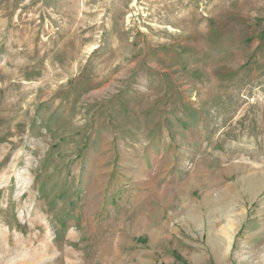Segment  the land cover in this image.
I'll return each mask as SVG.
<instances>
[{
	"label": "rangeland",
	"instance_id": "1",
	"mask_svg": "<svg viewBox=\"0 0 264 264\" xmlns=\"http://www.w3.org/2000/svg\"><path fill=\"white\" fill-rule=\"evenodd\" d=\"M0 264H264V0H0Z\"/></svg>",
	"mask_w": 264,
	"mask_h": 264
},
{
	"label": "crops",
	"instance_id": "2",
	"mask_svg": "<svg viewBox=\"0 0 264 264\" xmlns=\"http://www.w3.org/2000/svg\"><path fill=\"white\" fill-rule=\"evenodd\" d=\"M149 175L150 176L147 177L146 179L143 178L141 180V184L143 186L141 189V192L143 194L147 193L148 195H151L154 192H159L160 188L164 191L165 190V184L162 185L161 182L158 181L159 185H162V186L156 185L155 174L149 173ZM237 181H235L233 184H230V185L226 184L225 189H221L217 193H214L213 192L214 190L211 188V186L213 185L212 179L206 178L202 184L203 185L206 184L207 187L203 188L201 196L199 197V199H197L201 202L200 203L201 205L198 203L197 204L198 208H193V205L196 203L194 202L193 204H191V202H189L187 205V210H188V208H192L193 210L196 209L198 212L204 213V216L206 218L209 216V219H211L213 217V213H211L213 205L216 206V205H219L221 203H224L227 207L230 206L237 213L240 211L246 210V201H247V205H251V199H250L249 195H247V198H245L246 194H244L241 189L236 190L235 184ZM236 191L241 192V193H237ZM236 196L239 198L238 200L236 199ZM223 216L224 217H221L220 219L212 220V223L210 222V220H208V228H206L207 229L206 231L208 233H206V239H207L208 243H210V245L212 244V242L217 241L218 238H226L227 239V240H225L226 245H227V243H230L233 239V236L223 235L221 233V232H224L222 230L229 231L230 229H233V230L235 229V227H233V225L235 224V220L231 219V217H233V215L231 214V211L229 212V207L227 209V213L224 214ZM229 219H231L232 223L230 222ZM229 223H231L232 226H229L228 225ZM250 224H252V222ZM249 228L252 230V227L249 226ZM250 229H247V231ZM217 230H219V231L217 232ZM247 231L243 235V237H246L244 240H250L252 238L259 236V234H260L258 232V234L254 233V235H253V234H251V232H253V231H250L249 233ZM255 231H257V230H255ZM230 245H228V246H230Z\"/></svg>",
	"mask_w": 264,
	"mask_h": 264
},
{
	"label": "bare ground",
	"instance_id": "3",
	"mask_svg": "<svg viewBox=\"0 0 264 264\" xmlns=\"http://www.w3.org/2000/svg\"><path fill=\"white\" fill-rule=\"evenodd\" d=\"M251 192V191H250ZM198 201V200H197ZM219 206V205H218ZM216 208V207H215ZM190 210V209H189ZM213 211V210H212ZM228 216V215H227ZM225 241V239H221L219 238L217 241H215L213 244V249L215 250L214 253L217 254L218 252H224L222 249L225 248L223 247V242ZM228 251V250H227ZM213 253V254H214ZM215 256V255H214ZM217 257V256H216Z\"/></svg>",
	"mask_w": 264,
	"mask_h": 264
}]
</instances>
